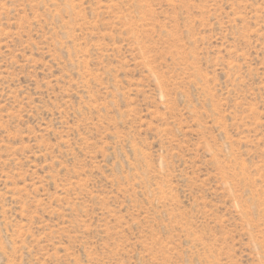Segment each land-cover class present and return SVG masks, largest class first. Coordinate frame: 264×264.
<instances>
[{
	"label": "rangeland",
	"instance_id": "obj_1",
	"mask_svg": "<svg viewBox=\"0 0 264 264\" xmlns=\"http://www.w3.org/2000/svg\"><path fill=\"white\" fill-rule=\"evenodd\" d=\"M0 264H264V0H0Z\"/></svg>",
	"mask_w": 264,
	"mask_h": 264
}]
</instances>
